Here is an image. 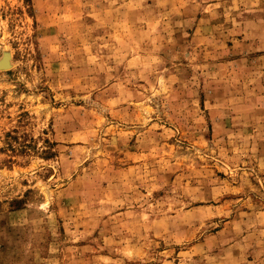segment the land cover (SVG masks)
I'll return each instance as SVG.
<instances>
[{
    "label": "rangeland",
    "instance_id": "374dc122",
    "mask_svg": "<svg viewBox=\"0 0 264 264\" xmlns=\"http://www.w3.org/2000/svg\"><path fill=\"white\" fill-rule=\"evenodd\" d=\"M0 264H264V0H0Z\"/></svg>",
    "mask_w": 264,
    "mask_h": 264
},
{
    "label": "bare ground",
    "instance_id": "6f19581e",
    "mask_svg": "<svg viewBox=\"0 0 264 264\" xmlns=\"http://www.w3.org/2000/svg\"><path fill=\"white\" fill-rule=\"evenodd\" d=\"M4 61V60H3Z\"/></svg>",
    "mask_w": 264,
    "mask_h": 264
}]
</instances>
